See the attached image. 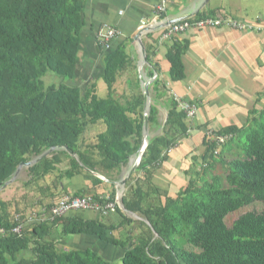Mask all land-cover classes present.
Segmentation results:
<instances>
[{
  "label": "trees",
  "instance_id": "obj_1",
  "mask_svg": "<svg viewBox=\"0 0 264 264\" xmlns=\"http://www.w3.org/2000/svg\"><path fill=\"white\" fill-rule=\"evenodd\" d=\"M85 2L0 0V185L20 164L50 148L67 147L78 158L76 162L57 150L22 169L21 188L37 192L40 206L43 197L51 201L27 217L17 201L0 200V264H116L92 249H58L66 238L80 235L120 249V264H264V108L250 112L241 127L208 131L204 152L192 160L198 162V171L192 169L177 193L162 195L152 184L153 174L199 127L173 98L165 122L159 124L157 105L163 96H151L148 132L161 131L149 137L142 161L120 197L124 211L141 220L127 218L118 207V225L106 224L103 217L85 219L80 214L87 211L50 215L58 193L73 198L91 195L102 205L114 203V189L106 194L97 188L88 195L70 194L63 182L83 175L102 184L84 168L106 178L127 165L142 141V94L128 96L124 104L114 97L117 78L131 68L125 43L103 57L106 98L96 96L95 84L84 91L66 84L75 79ZM187 46L174 40L167 49L172 83L185 77L181 57ZM46 76L57 77L59 83L45 85ZM135 88L136 84L129 86L131 91ZM98 124L104 131L93 145H85L86 129ZM226 155L231 158L226 160ZM216 165L223 175L214 173ZM50 176V183L41 185ZM255 202L262 204L260 213H246L226 226L227 215Z\"/></svg>",
  "mask_w": 264,
  "mask_h": 264
},
{
  "label": "crops",
  "instance_id": "obj_2",
  "mask_svg": "<svg viewBox=\"0 0 264 264\" xmlns=\"http://www.w3.org/2000/svg\"><path fill=\"white\" fill-rule=\"evenodd\" d=\"M158 1L86 0L75 79L79 77L90 80L99 87L103 74L104 55L125 43L131 68L117 78L114 85L115 93L121 96H132L137 92L142 94L138 78L140 75L144 80L150 81L149 96L160 94L163 96L158 100L157 109L160 108L165 114L170 98L175 100L176 97L187 102H195L197 113L193 122L199 129L192 131L189 138L182 140L177 148L171 150L163 167L153 174V186L162 195H173L189 179L187 175L191 173L192 167L184 164H189V160L192 161L194 157L204 152L202 143L208 131L231 125L241 127L246 123L250 112L253 110L259 112L264 108V20L257 18L256 21L248 22L233 17L225 8L212 9L213 0H167L165 14L160 21L188 15L191 16L189 19L194 20L197 14L200 18H204L214 12L213 17L230 18L236 22L249 24L251 28L235 30L224 27L189 31L170 41L160 40L162 29L147 33L141 39L149 55V63L138 71V50L131 38L141 27L151 25ZM238 3H234L236 10H239L240 3ZM104 26L119 32V36L108 42L107 48L96 39L98 30ZM174 40L185 41L188 44L186 52L181 57L185 77L177 83H172L169 79V66L165 58L167 49ZM75 79L71 83H74ZM155 80L158 81L157 87H154ZM135 84L138 88L131 91L129 86L135 87ZM153 89L157 90V94ZM176 168L181 172L180 175L175 174ZM126 169L127 165L121 166L106 178L116 182L120 180ZM63 188L70 194L85 192V195L91 194L95 188L105 194L114 189L115 197L120 190L113 185L110 186L109 183L92 182L83 175L64 181ZM39 197L40 195L37 199ZM80 215L85 219H100V215L96 212ZM103 219L108 225H118L121 222L116 212L110 213ZM62 243H65L66 249H92L97 252L102 248L106 252H111L117 259L123 253L120 249L99 242L97 238L91 236H70Z\"/></svg>",
  "mask_w": 264,
  "mask_h": 264
},
{
  "label": "rangeland",
  "instance_id": "obj_3",
  "mask_svg": "<svg viewBox=\"0 0 264 264\" xmlns=\"http://www.w3.org/2000/svg\"><path fill=\"white\" fill-rule=\"evenodd\" d=\"M211 3H212V5H211L212 9L221 8V7L225 8L226 11L231 13L233 17H235V18L237 17L239 19H244V21L252 22V21H256L257 18H260V20H264V0H245V1H242V0H236V1L235 0H213ZM234 3L239 4V6H238L239 10H236V7H234ZM244 8L246 10H244ZM42 80H43L45 85H50L51 83L52 84L59 83L58 78L55 76H46ZM99 83L101 84L99 86L100 88L97 86V84H95V82L92 83V81H90V80L89 81L84 80V79H81L79 77H78V79H75L74 83L66 82L67 85L79 87L81 89V91H84L86 88L90 87L92 84H95L96 96L100 99H104L107 97V93H108L107 87L102 80H100ZM117 87H119V86H117ZM115 90L116 89H114L115 99L118 102L124 104L126 99L128 98V96L118 95L119 93H115ZM150 99H151V96H150ZM158 105H157V108H158ZM157 110H158V122H159V124H163L165 122L166 114L160 108ZM102 131H104V125H101V124L95 125L93 127H88L84 133V136L82 138V142L85 145H93L96 142V136L98 135V133H102ZM160 131L161 130L159 129V130L152 132L151 134H149V137L159 135ZM225 158H227L226 160H229L231 157H228V155H226ZM185 160H188V159H185ZM189 161H190V163L184 164V166H188L190 168L192 167V169L197 168V171H198V162H192L191 160H189ZM66 163H67V161H65V163L63 165H61L60 168H64L66 166ZM174 171L175 172L177 171V173H175L177 175L181 174V172H179L178 168H176ZM214 173L219 174V175L224 174L223 169L219 165L215 166ZM52 178H53V176L46 178L45 181L43 183H41V185H48L50 183V181L52 180ZM168 178H169V176H168ZM24 180H25V174H24L23 170H21L20 173L18 174V177L13 182V184H11L10 186H8V187H6L0 191V200L6 201V202L10 201L12 203L17 201L18 207L21 210H23V209L25 210L27 217H29V216L34 217V214L36 212H38V210L40 211L41 209H43L42 206L48 204L51 200H50V198L43 197L41 199L42 206H40L39 201H38L39 199H37V197L39 196L37 192H34V190H27L26 191L25 189L21 188L20 181H24ZM60 196H61V193H58L57 197H60ZM62 196H64V195L62 194ZM88 196H91V195H88ZM22 198H24V199H22ZM9 210L11 212H13V210H14L13 204ZM261 211H262V204L255 202V203L251 204L250 206L241 208L240 210L227 215L225 218V224L227 227H230L234 221H236L238 218L245 215L246 213H260ZM79 213H81V211H79ZM124 215L127 218H130L133 220H137L136 218H139L138 216L127 213V212H125ZM106 216L100 215V217H103V218ZM64 244L61 242L60 245L58 246V249L59 250L66 249L67 247L65 248ZM97 252L102 253L101 255L106 260H109L111 262L114 261L113 263L120 264V259L115 258V256H113L111 254V252H109V251L106 252L105 250H102V248H100V250H98Z\"/></svg>",
  "mask_w": 264,
  "mask_h": 264
},
{
  "label": "built area",
  "instance_id": "obj_4",
  "mask_svg": "<svg viewBox=\"0 0 264 264\" xmlns=\"http://www.w3.org/2000/svg\"><path fill=\"white\" fill-rule=\"evenodd\" d=\"M166 4H167V0L158 1V4L155 7V15L153 17L154 19H152L151 21V25H156L164 21V19L162 21L160 20L162 15L165 14ZM142 24L144 25L143 22ZM224 27H229L235 30H244L251 28L249 24L236 22L230 18H225L223 16L221 17L207 16L205 18L198 20L187 19L179 23L166 26L161 30L160 40L170 41L173 38L185 34L189 31L218 29ZM117 36H119V32L104 26L98 30L96 39L98 43L102 44L105 48H107L108 42L113 38H116ZM175 101L178 104L179 110L183 111L187 118L189 119L195 118L197 113V108L195 105L190 104L189 102L181 100L176 97H175ZM217 141L222 142L223 138H218ZM119 195L120 194H118L117 196ZM119 201H120V196H119ZM116 207H118V201L116 200V197L114 203L108 202L105 205H102L100 203L94 202L90 196L73 198L70 195H64L56 199L54 205L50 208L49 213L52 217H59V216L67 215L69 213L87 211V212H96L101 216H106L109 213L116 212ZM14 232L18 233L19 228L15 229ZM2 234L3 232L0 231V235Z\"/></svg>",
  "mask_w": 264,
  "mask_h": 264
},
{
  "label": "water",
  "instance_id": "obj_5",
  "mask_svg": "<svg viewBox=\"0 0 264 264\" xmlns=\"http://www.w3.org/2000/svg\"><path fill=\"white\" fill-rule=\"evenodd\" d=\"M190 17L191 16L188 15V16H182L178 19L165 20V21L160 22L156 25L143 26L137 31V33L131 39L134 42L136 49L138 50V55H139L138 71H141L142 67L144 65H146V50H145V47L142 43V39H141L142 36H144L147 33H153L156 30L163 29L168 25H172V24L187 20ZM138 78L140 81V86H141L142 96H143V127H142V141H141V145H140L137 153L135 155L131 156V158L129 159V161L127 163L126 171L122 174L120 180H118L116 182L108 181L102 175L84 168L85 172H87L89 175L96 178L100 182L109 183L110 185H113L116 188L120 189L118 192V194H120L119 195L120 197L122 195V192L124 191L125 184L129 181V179L133 176V174L135 173V171L139 167V165L142 161V158H143V154H144L146 147H147V144H148V139H149L148 115H149V110H150V105H151V99L149 96L150 81L144 80L140 75L138 76ZM165 120H166V117H165ZM57 150L65 151L70 158H72L73 160L78 162V158H77L76 154L72 153L67 147L50 148V149L46 150L45 152H43L42 154H40L39 156L33 158L29 162L20 164L17 167V169L15 170L12 177L7 182L0 185V191L3 190L4 188L10 186L11 184H13V182L16 180V178L18 177V174L20 173V171L22 169H27V168L33 166L34 164H36L39 161H41L42 159L48 157L50 154H52L53 152H55ZM117 195H116V200L118 201V207L122 212H125L120 201H119V196H117ZM136 219L141 220L140 218H136Z\"/></svg>",
  "mask_w": 264,
  "mask_h": 264
}]
</instances>
